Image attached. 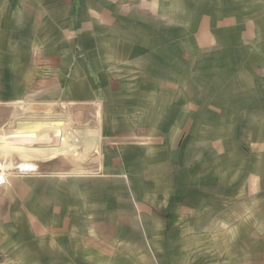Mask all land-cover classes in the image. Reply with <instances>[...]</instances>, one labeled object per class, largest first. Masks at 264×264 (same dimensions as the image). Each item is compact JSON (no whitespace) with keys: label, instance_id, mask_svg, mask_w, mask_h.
I'll list each match as a JSON object with an SVG mask.
<instances>
[{"label":"rangeland","instance_id":"1","mask_svg":"<svg viewBox=\"0 0 264 264\" xmlns=\"http://www.w3.org/2000/svg\"><path fill=\"white\" fill-rule=\"evenodd\" d=\"M3 5L5 10L9 5L16 8L17 0H5ZM103 6L104 39L110 38L106 31L114 23L121 26L130 22L132 27L124 32L130 31L137 41L131 36L120 39V49L125 45L130 50L123 52L127 53L124 58H116L112 49L101 52L102 59L110 63L104 68L108 76L117 79L113 84L116 88L96 92L94 97L70 98L68 83L52 87L57 76L61 79V73H53L40 62L35 71L32 67L16 68V63L22 62L21 52H5L8 66L2 67L0 75L6 74L8 80L0 81V137L15 124L31 123L58 122L67 125L69 133L11 134L0 143L1 150L11 146V152L0 157V264H64L61 257H49L45 245H58L65 251L67 245L61 241L65 235L83 237V245H77H82L79 248L85 252L79 257L99 258L101 263L106 260L113 264L112 259L122 257L126 251H140L136 241L107 238L109 229L101 228L107 222L95 220L97 212L100 218L108 213L119 214V223L110 224H118L121 231H133L135 236L140 233L153 262L159 263L161 258L156 255L162 252L171 257L174 252L194 256L212 250L219 254L227 244L213 241V236L222 240L237 234L234 226L221 223L212 227L208 217L196 225L197 209L182 207L172 217L164 211L166 208L155 207V199L164 194L172 197V189L182 186L196 192L201 200L199 207L205 206L210 197L199 191L210 192L214 185L222 189L225 178L246 170L240 161H233L241 159L235 153L249 154L251 146L264 142L257 127L259 114L251 115L255 110L259 112V99L264 98L259 92L261 83L264 86L259 78L264 74V57L259 55L263 41L259 0H112ZM83 7L96 8L87 2ZM261 8L262 2L260 13ZM8 36L15 38L12 33ZM8 46L15 44L9 42ZM129 53L131 58H126ZM27 75L30 81L23 82ZM235 78L242 79L238 82ZM243 109L247 110L241 112ZM84 129L95 130L98 136L94 148L79 152L83 149ZM31 145H55L60 150L27 152L21 148ZM227 157L233 162L225 161ZM151 159L156 160L152 166L160 165L162 169L153 170L148 164ZM8 161H12V169H5ZM26 162L34 163L36 171L22 175L16 172L18 164ZM112 186L119 187V200L115 195L105 197L109 203L119 205L118 212L83 209L108 202L101 196L95 201L86 193L90 187ZM156 186L164 187L165 193L151 191ZM245 198L250 204L251 196ZM216 199L224 204L223 196ZM151 200L155 205L152 203V214L145 207ZM145 220L152 225L145 227ZM161 221L163 228L159 226ZM171 221L180 228L185 242L180 239L176 243L174 236L167 242L158 239L160 229L171 235ZM98 228L105 234L99 232L95 244L92 235ZM246 229L253 243L248 241L250 247L259 234V261L264 262V194L259 195L258 225L253 223ZM68 239L71 237L67 238V257L76 261L79 257L71 249L76 244ZM90 247L98 252L95 254ZM177 258L180 256L176 254L173 261ZM209 259L199 261L207 264ZM217 261L235 264L227 257Z\"/></svg>","mask_w":264,"mask_h":264},{"label":"crops","instance_id":"2","mask_svg":"<svg viewBox=\"0 0 264 264\" xmlns=\"http://www.w3.org/2000/svg\"><path fill=\"white\" fill-rule=\"evenodd\" d=\"M97 1L98 0H17L16 8L9 5L8 10H5L3 5L5 0H0V52L4 51L3 55H1L0 57V70L2 71V67L8 66L6 62V58L8 56L5 52L7 50H16L21 52L22 57V62L16 63V68L32 67L33 71H35L37 70V64L40 62L43 64V67L53 69V73H61V75H59L62 76L61 79L57 76V78L53 80L54 86L52 87L57 88L60 86L58 85L60 83H68L70 86H68L67 88V95L69 93L68 96L70 98H87L89 96L94 97L95 95H97L96 92L99 93V91L103 92L105 91V89L114 88V80L117 79L108 76V72L104 68L108 67L107 64L110 63H106L104 59H102L101 52L112 49V51H115L116 55L114 56L116 58H124L123 56H125L127 53L123 52L130 50L126 49L125 45L122 49H120V39L123 37L131 36L134 42L137 41L135 39V36L130 34V31L124 32V30L130 29L132 27V24H130V22L125 24L121 23V26L118 22L114 23V25L110 29H108V31H106L110 38L105 37L106 39H104V29L102 28L104 26L103 13H105V8L103 5L105 4V2L107 4L108 1L112 0H101L100 2ZM84 2L92 3V5L96 8H89L88 10H85V8L83 7ZM260 2H262L261 13ZM263 2L264 0H259V27L262 28L261 36L263 39L262 43L259 46V51H261L259 55L262 56V58L264 57ZM9 33H12V36H15V38L9 37ZM133 41L131 42V46L133 45ZM9 42L10 44H15V46H11L9 48ZM104 42H106L108 45L105 46ZM117 51L119 52V54L116 53ZM80 52H83V54H81ZM129 57L131 58L130 53L126 58ZM261 66L264 67V64L261 63ZM259 78H262L261 81L264 82V74L262 76H259ZM235 79H237L236 81L239 82V80H241L242 78ZM7 80L8 79L6 74L0 75V81L6 82ZM17 81L19 82L20 78H18ZM22 81L29 82V76H24V79H22ZM259 88V92H261L260 98H263V83H261V87L259 86ZM71 94H73L74 96H72ZM263 99H259V112L255 110L256 112L254 111V113L251 114L254 116H257L256 114H259V124H257V127H259V136L261 135V137H264ZM246 110L247 109H243L241 110V112H244ZM48 129L63 132L64 136L69 133L67 125H61L58 122L31 123L27 125L15 124L10 131L5 132V136L3 135V137H0V143L4 141V137H7L11 134H15L17 136L34 134L36 135L39 132ZM239 129L241 130L240 127ZM84 131L85 139L83 143V149L79 152H87L88 150L94 148L96 137L98 136V133L95 130L84 129ZM228 143L230 144V142ZM10 148L11 146L8 148H3L2 150L0 149V157L8 155L11 152ZM21 148L26 150L27 152H57L60 150V147H56L55 145H31ZM249 150V154H241L242 152H236V158L241 157V159L233 160L234 162L240 161L244 165V168L246 169L244 172L242 170V172L237 173V176L235 177H232L230 179L225 178L222 189L221 187L217 188L214 185L209 188L210 192L199 191V193L209 195L210 197L209 201H206L207 204L205 206L199 207V203L201 202V200L199 197H196V192L191 193V191L189 190H184L185 188H183L182 186H177V188L172 189L169 186V183L171 184L172 182L170 180H168L169 183L167 186L169 187V191H171V189L173 190L174 196L165 197L166 194H164V196H157V198L155 199L157 200V202L155 203L156 206L154 205L152 200L151 203L149 202L150 207L149 205H145V207L149 208L147 210L150 214H152L151 209L155 210V208L153 207L154 205L158 210L166 208L164 211L170 212L172 217H174L179 212V208L182 207L184 208V210H190L191 208L192 211H194V209H197V214H194V216L197 218V223L195 224L198 226L203 224V222H200L198 224V220L204 221L205 218L208 217L212 223V227L221 226V223H223V226L225 227L234 226L238 228V230L234 231L235 234L237 232L235 238L224 236V239L221 238L222 240H219L216 239L215 236H213V241H223L227 244V247L224 249V251L218 254L215 251L210 250L207 252V254L197 253L194 256H185L186 253L182 256V253L180 255L179 252H174V254H172L175 255L173 256L174 258H176V254L180 256V258L175 259V261H173L174 258L171 257L169 253L162 252L156 255L157 258H161L160 263L157 261L153 262V257L151 253L145 249L146 246L143 244L145 243V240L144 237L140 235V233L135 236V234H133V231H126V229L121 231V228L118 224L115 226L110 224L114 221L119 223V214L114 215L108 213V215L100 218V214L97 212L95 215V220L101 219L107 222H103V226L101 227L102 230L109 229V231H107L109 234L107 238L114 239L116 237H123L124 239L127 238L131 242L136 241L140 245V251L134 252L133 250V252H131L133 253V256L131 255L130 251H126V253L128 254H121L122 257L120 255L117 256V258L114 257L116 260L113 258L112 263L119 264L120 262H123L122 264H204L200 263L199 260L208 257L210 259L207 264H219L217 258L222 259L227 257V259L231 261L233 260L235 264H264V262L259 261V234L257 233L255 240L256 242L255 245H253L254 247H250L248 245V241L251 242V239H248L246 229L253 223H255L256 225H258L259 223V195L264 194V142H259V145L251 146ZM42 158L47 159L48 156H44ZM228 158L229 157H227L225 161L233 162L232 160H228ZM177 160L179 161V159ZM181 160L183 159L181 158ZM153 162H156V160L151 159L148 164L152 166ZM169 164L170 163H168L167 165V167L169 168L168 171H170L171 169V165ZM13 166L14 165L12 164V161H8L5 165V169H12ZM254 168H256V171H254ZM152 169H156L155 171H159L160 169H162V167L160 165H154L152 166ZM183 180H187V178ZM156 187H151V191H158V195L161 193H165L163 192L164 187ZM190 189L195 190L194 188ZM164 191L166 190L164 189ZM86 193L90 196L92 195L95 201H100L99 196H101V200H108V202L101 204L99 207L95 204L86 207L84 206L83 209L94 211V209L96 208L98 210L101 208L118 212L119 205L109 203V198L105 197L106 195H111L112 197L115 195L119 200L118 186H112L104 189L90 187L89 191H87ZM237 194L240 195L237 196ZM183 196H191V198L189 197L183 199ZM218 196H223L224 204H220V200L218 201V199L213 200L214 197ZM247 196H251L250 204L249 202H247L248 200L246 198L244 199V197ZM238 200H244V203H238ZM175 204H177L178 206H175ZM160 206H162L163 208H158ZM128 220H131V222L135 223V221L131 218H128ZM145 223H147L145 224V227L152 225V223H150V220H145ZM168 223L170 224V222ZM155 226L157 225L155 224ZM159 226L163 228L164 224L162 221L161 223L159 222ZM174 226H176V228H173ZM170 227L171 235L168 236L169 233L164 234V230L160 229L161 233L159 234L158 239L162 242H167V240H169L171 236H174L177 241L176 243H178L180 239V241L185 242L184 238L182 237L180 228L172 221ZM96 232V234L92 235V242H94L95 244H97L96 237L100 236L99 232L101 234H105L104 232L100 231V228H98ZM70 237L71 239L68 240H71L72 244H76V246L71 247V249L73 248L74 250H76L73 255L76 257H79L81 253L82 255H84V248L83 250L79 248V246L83 245V242L81 241L83 237L78 235H65V238H61V241H64V245H67L65 246V251H63V249H61L58 245H45V252L47 253V255L49 257L54 256L63 258L64 264H71L70 262L72 261L73 263L75 262L78 264H107L106 260L103 259L102 260L105 263H101L99 261V258H95L93 260V258L91 257H79V259L75 261V259L67 257L69 254L67 253L69 249L67 238ZM196 242L199 243V241ZM89 249H93L95 251V254L98 252V249L95 247H90ZM119 249H122V247H119ZM197 258V262L193 261ZM50 259L51 258H49V260Z\"/></svg>","mask_w":264,"mask_h":264},{"label":"built area","instance_id":"3","mask_svg":"<svg viewBox=\"0 0 264 264\" xmlns=\"http://www.w3.org/2000/svg\"><path fill=\"white\" fill-rule=\"evenodd\" d=\"M18 173L22 174H31L36 171V165L34 163H27V164H18L16 167Z\"/></svg>","mask_w":264,"mask_h":264},{"label":"bare ground","instance_id":"4","mask_svg":"<svg viewBox=\"0 0 264 264\" xmlns=\"http://www.w3.org/2000/svg\"><path fill=\"white\" fill-rule=\"evenodd\" d=\"M51 132H53V130H50V129H48V130H44V131H42V132H39L37 135H39V136H43V135H47V134H49V133H51ZM28 162H26V163H22V164H27Z\"/></svg>","mask_w":264,"mask_h":264}]
</instances>
